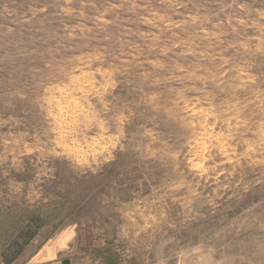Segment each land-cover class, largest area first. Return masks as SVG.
Here are the masks:
<instances>
[{"label":"rangeland","instance_id":"374dc122","mask_svg":"<svg viewBox=\"0 0 264 264\" xmlns=\"http://www.w3.org/2000/svg\"><path fill=\"white\" fill-rule=\"evenodd\" d=\"M32 211L13 264H264V0H0V251Z\"/></svg>","mask_w":264,"mask_h":264},{"label":"trees","instance_id":"16d2710c","mask_svg":"<svg viewBox=\"0 0 264 264\" xmlns=\"http://www.w3.org/2000/svg\"><path fill=\"white\" fill-rule=\"evenodd\" d=\"M42 226L41 216L33 211L30 212L27 220L19 221L13 230L14 235L8 239V244L0 251V263L13 264L25 248L36 239ZM48 238L46 236L45 240ZM62 264H70V260L64 259Z\"/></svg>","mask_w":264,"mask_h":264},{"label":"crops","instance_id":"0c3cea01","mask_svg":"<svg viewBox=\"0 0 264 264\" xmlns=\"http://www.w3.org/2000/svg\"><path fill=\"white\" fill-rule=\"evenodd\" d=\"M61 246L57 243L47 245L34 254L25 264H62L63 258L66 256L63 254L64 250L60 248Z\"/></svg>","mask_w":264,"mask_h":264}]
</instances>
